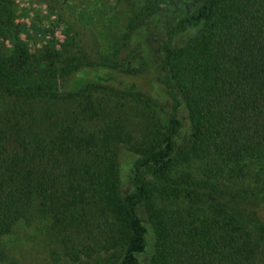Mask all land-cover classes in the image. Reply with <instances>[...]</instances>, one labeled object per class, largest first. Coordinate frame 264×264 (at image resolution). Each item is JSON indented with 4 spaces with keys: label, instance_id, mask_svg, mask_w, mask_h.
Returning <instances> with one entry per match:
<instances>
[{
    "label": "trees",
    "instance_id": "1",
    "mask_svg": "<svg viewBox=\"0 0 264 264\" xmlns=\"http://www.w3.org/2000/svg\"><path fill=\"white\" fill-rule=\"evenodd\" d=\"M161 1L118 0L91 46L84 19L61 14L63 34L35 49L16 0H0V264H16L8 239L35 219L72 264H141L142 209L152 264H263L264 221L245 215L264 201V0H203L167 28L166 110L110 76L143 72L124 48ZM118 145L134 153L126 193Z\"/></svg>",
    "mask_w": 264,
    "mask_h": 264
},
{
    "label": "rangeland",
    "instance_id": "2",
    "mask_svg": "<svg viewBox=\"0 0 264 264\" xmlns=\"http://www.w3.org/2000/svg\"><path fill=\"white\" fill-rule=\"evenodd\" d=\"M117 1L48 0L44 2V0H16L14 8L18 27H22L30 35L29 43L35 49L48 44V32L52 33L54 30L56 36H61L64 30L62 24L60 27L61 14L69 16L72 13L77 18L79 17V20L83 21L84 19L85 26L81 27V29L78 28V31L84 42L91 46V42H89L90 28L99 31L102 28V24L109 19V15L113 14L114 10L112 8ZM202 1L163 0L156 6L157 9L154 12L148 16L141 17L139 21L141 24L132 33L128 40V46L124 48V51L126 55L131 54V63H129L131 68L143 72H140L138 76L137 74L133 76L114 71L110 75L113 78L112 82L114 85L122 89L136 88L141 90L146 95L160 102L166 110L167 104L163 97L158 76V63L163 55L162 47L165 43L166 30L182 16L193 12ZM194 34H196V30L180 34L176 37L174 45L183 47ZM89 54L93 59L97 55H94L91 48H89ZM101 71L99 70L98 72L100 73ZM79 74L85 75L84 72ZM107 78L109 79V77ZM181 117L184 121V128L179 139V148L184 149L189 146L192 127L185 110L181 111ZM117 151L120 154V189L123 193H126L131 189V165L134 160V153L125 145H118ZM251 203L252 210L245 215V218L253 225L259 224L264 221V201L252 200ZM141 215L149 229V245L139 259L141 264H152V256L155 252L154 231L144 209L141 210ZM8 241L12 261L16 264H72L66 261L61 254H56L58 249L53 237L47 232L46 224H40L37 219L27 225H20L9 237Z\"/></svg>",
    "mask_w": 264,
    "mask_h": 264
}]
</instances>
